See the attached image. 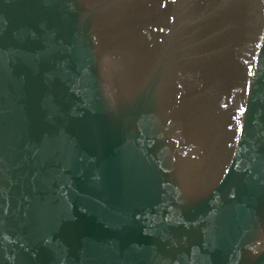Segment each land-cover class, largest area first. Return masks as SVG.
<instances>
[{
    "label": "water",
    "instance_id": "1",
    "mask_svg": "<svg viewBox=\"0 0 264 264\" xmlns=\"http://www.w3.org/2000/svg\"><path fill=\"white\" fill-rule=\"evenodd\" d=\"M0 264H264V0H0Z\"/></svg>",
    "mask_w": 264,
    "mask_h": 264
}]
</instances>
